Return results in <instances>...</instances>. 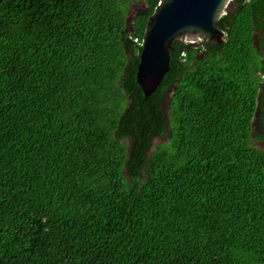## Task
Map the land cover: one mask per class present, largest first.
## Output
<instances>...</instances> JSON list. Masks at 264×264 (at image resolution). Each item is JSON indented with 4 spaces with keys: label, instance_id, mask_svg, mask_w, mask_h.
Returning <instances> with one entry per match:
<instances>
[{
    "label": "trees",
    "instance_id": "16d2710c",
    "mask_svg": "<svg viewBox=\"0 0 264 264\" xmlns=\"http://www.w3.org/2000/svg\"><path fill=\"white\" fill-rule=\"evenodd\" d=\"M158 4L0 0V264H264V0L145 99Z\"/></svg>",
    "mask_w": 264,
    "mask_h": 264
},
{
    "label": "water",
    "instance_id": "95a60500",
    "mask_svg": "<svg viewBox=\"0 0 264 264\" xmlns=\"http://www.w3.org/2000/svg\"><path fill=\"white\" fill-rule=\"evenodd\" d=\"M232 0H159L154 17L147 24L136 81L148 99L171 71V45L184 37L195 43L206 39L224 41L218 27ZM257 46V40L254 37ZM254 123V120H253ZM252 123V124H253Z\"/></svg>",
    "mask_w": 264,
    "mask_h": 264
},
{
    "label": "rangeland",
    "instance_id": "374dc122",
    "mask_svg": "<svg viewBox=\"0 0 264 264\" xmlns=\"http://www.w3.org/2000/svg\"><path fill=\"white\" fill-rule=\"evenodd\" d=\"M141 6H142V3H135L132 5L131 10L129 11V19H131L134 16L136 9ZM162 140L164 139H162L159 136L156 137L155 141L153 142V145ZM256 145L259 147V149H262L264 151V140H260L258 143H256Z\"/></svg>",
    "mask_w": 264,
    "mask_h": 264
},
{
    "label": "flooded vegetation",
    "instance_id": "af4514ba",
    "mask_svg": "<svg viewBox=\"0 0 264 264\" xmlns=\"http://www.w3.org/2000/svg\"><path fill=\"white\" fill-rule=\"evenodd\" d=\"M232 2H233V0H232ZM232 2H231V4H232ZM231 4H230V6H229V9H228V11H230L231 10ZM254 37H255V35H254ZM264 37V36H263ZM181 41H186V39L184 38V37H180L179 38ZM201 40H203V39H200L199 41H201ZM257 40V39H256ZM199 41H197V42H199ZM208 41V40H207ZM188 42V41H187ZM197 42H195V43H197ZM213 42V41H212ZM191 43V42H190ZM195 43H193V44H195ZM254 45H255V43H254ZM256 46V45H255ZM257 46H258V42H257ZM256 46V47H257Z\"/></svg>",
    "mask_w": 264,
    "mask_h": 264
}]
</instances>
